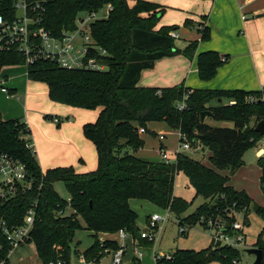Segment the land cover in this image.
<instances>
[{"label":"trees","instance_id":"trees-1","mask_svg":"<svg viewBox=\"0 0 264 264\" xmlns=\"http://www.w3.org/2000/svg\"><path fill=\"white\" fill-rule=\"evenodd\" d=\"M1 2L5 6L1 12L8 10L7 14L13 16V0ZM27 2L38 4L39 9L33 13H41V26L52 35L72 30L76 19L82 16L97 13L106 5L111 7L105 19L90 24L95 44L106 51V56L98 57L105 65L104 71L66 70L42 59L26 66L27 79L45 83L47 96L52 102L98 110L95 121L82 126L84 138L96 152L97 168L78 173L68 166L42 172L35 153L27 146L29 141L23 139L28 134L26 125L19 119L0 120V153L25 164L34 179L31 190L0 200V264H9L12 249L1 230V223L8 229L21 226L33 202L36 203V213L26 244H33L41 263L63 259L71 264V243L75 232L82 228L89 231L94 239L83 251L87 264L98 263L104 258L105 249L116 251L120 248L115 241L100 242L99 234L111 235L123 230L141 246H151L140 238L137 216L129 201H147L176 216L185 213L191 203L173 193L178 171L188 178L195 194L205 200L188 216L191 223L195 224L198 219L207 222L218 216L227 220L226 228H229L234 221L235 210L243 211L244 217L253 210L264 220L263 207L255 204L246 192L236 191L228 185L229 176L243 165L245 150L262 138L248 126V121L252 116H257V122L264 120V88L258 91L205 90L190 89L184 84L165 88L139 87L138 80L143 70L176 54L192 60L197 45V42H191L184 50H177L174 39L169 36L176 27L155 29L158 14L162 11L155 3L143 0H135L133 5L129 0ZM200 31L202 40L209 39L208 28ZM196 61L199 78L207 80L214 76L225 58L207 51L200 53ZM17 65L24 66L21 54L13 49L0 52V70ZM187 92L185 108L178 110L177 105ZM229 101L235 104L229 105ZM212 102L218 105H211ZM203 111L211 113L208 119L230 125L212 126L205 121L200 122ZM154 122H164L184 133L192 148L199 144L207 149L211 168L182 153L177 154L175 163L171 164L136 156L144 144L138 129ZM257 166L261 172L259 186L264 194V155L257 159ZM222 171H227L228 176L221 175ZM55 182L63 183L69 201L54 191ZM260 237L261 234L252 247L262 251L261 264H264V242ZM238 256L237 250L228 247L217 249L211 242L210 246L198 252L175 250L171 259H162L156 264H235ZM132 263L138 264V261L132 259Z\"/></svg>","mask_w":264,"mask_h":264},{"label":"rangeland","instance_id":"rangeland-1","mask_svg":"<svg viewBox=\"0 0 264 264\" xmlns=\"http://www.w3.org/2000/svg\"><path fill=\"white\" fill-rule=\"evenodd\" d=\"M135 0H131L130 2L133 4ZM146 1V0H143ZM147 1H154L159 3L160 10H162L158 14V22L155 27V29H159L161 26H173L176 27V30H173L178 37L174 39V46L177 50H184L185 47L191 43V42H197L196 49L194 52L193 59L190 60L183 56L182 54H176L173 56L165 57L163 60L159 61L158 63H154V65L151 68L145 69L142 72L141 78L138 80H141V83L145 82L147 84H150L148 87L153 88H165V87H171V86H178L180 84H184L185 87L187 85L194 86L192 88H199L203 84L211 83L216 86V81L221 76V68L224 67L225 64L230 63V57H228L227 63L222 62L216 69V72L214 76L207 80H201L197 73V56L202 52V48H206V45L211 41V36L207 40H202L201 35V29L205 27V20L204 17H208V8L209 1L208 0H147ZM105 11V9H104ZM102 13V14H101ZM103 11H100L98 13V17H101L103 15ZM245 17V16H244ZM243 20V19H242ZM204 22V26L200 25L198 23ZM203 24V23H202ZM238 25V24H237ZM201 28V29H200ZM244 30L242 28V23H239V27L235 29L234 34H239L240 36L243 34ZM217 35L214 37V41H216ZM220 58H223L225 54H218ZM262 56H264V52L262 53ZM224 64V65H223ZM15 71H22L23 73L26 72V66H19L17 65ZM9 69H14L13 67H9ZM196 69V71H194ZM19 71V73H21ZM15 74V72H13ZM12 74V73H11ZM241 78L248 79V82L251 83L254 81L252 75L250 72H248V68L244 67L242 70ZM241 78L237 76L231 77V80H233L236 84L241 85ZM26 78L23 79V81ZM19 86H22V83L18 81ZM248 83V84H249ZM34 90L29 89L27 97H29V100L34 101V103H38V106H30L28 107V111L32 113L33 115L35 113H39L43 115V119L47 121L48 123H51L53 125L54 129H56L57 133L61 137V132L64 130H60L59 125L62 123L70 122L72 126L70 130V133L72 137L70 139L68 137H63V142H61V139L57 138L53 141L55 137L51 140V155L55 157L62 158V156L67 157V159L72 161V164L70 165L73 167V169L79 173L83 172H89L93 171L97 168V156L96 152L93 148V145L84 138L82 133V126L85 123H91L94 122L98 115V110H85V109H78V108H72L70 106H66L63 104H53L49 98L47 99V86L45 83L38 82V84L33 85ZM262 90V89H261ZM252 91H258V90H252ZM24 94L25 92H21L18 90L17 95L20 98V102H24ZM247 99V98H246ZM254 100L256 101L257 98L254 97ZM264 101V97L262 99ZM16 102V100H13ZM52 103V104H51ZM224 103V101L222 102ZM58 105V106H54ZM211 105H218L216 102H212ZM220 105V104H219ZM18 107V105H15ZM21 108V107H20ZM55 110H52L54 109ZM63 109V110H62ZM56 116L59 118L60 123L56 124L53 123L52 120H50V117ZM0 120L3 121V117H0ZM207 124H210L212 126H218L224 122H216L213 120H210L208 118H205L204 120ZM257 116H252L248 121V126L255 127L257 124ZM227 125H230V123H226ZM58 125V126H57ZM62 126V125H61ZM147 132L143 135L140 134V138L143 140L144 144L142 148L137 150L135 153L136 156L144 159H148L151 161H159V156L157 153V150L159 149L160 145L158 142V138L156 135V129H161L165 131L166 136L164 141L162 142L163 146L166 147L168 150V157L172 160H175L176 152L178 149V130L175 128L169 127L164 122H159L157 126L148 125L146 127ZM79 133V134H78ZM79 138V140H77ZM24 140L26 139V135L23 136ZM76 140V143L74 141ZM82 141V142H81ZM84 143V144H83ZM264 144V136L258 141L256 146L249 147L245 150L242 160H243V167L240 168L236 176L233 180L230 181V184L232 187H234L237 191H244L242 188H248L249 192L254 198L255 203L264 208V194L261 192L259 187V170L257 166V158L255 155V151L257 148H259L261 145ZM197 147H200L199 144H197ZM196 147V148H197ZM201 148V147H200ZM203 153H200V150H197L196 154L194 153V148L190 147V149H187V151L180 149L179 153H182L188 157H191L195 160L203 159L206 155L209 154V151L207 149H203ZM201 154V155H200ZM56 155V156H55ZM35 158L37 160V157L35 155ZM38 161V160H37ZM175 163V162H174ZM203 164H206L207 166L211 167L209 158H205L202 161ZM58 166H54L56 168ZM51 168V167H48ZM47 171V170H46ZM53 189L54 191L62 198L66 199L68 198V194L65 190V187L62 182H55L53 183ZM247 193L249 197V193L247 191H244ZM173 193L176 197H180L184 199L187 202H190L189 208L185 213H183L185 216H176L172 213H169V218L163 222L157 224V230H156V242L154 243V246H137V251L141 252L143 254V257L141 258L142 264H155L153 261V257H151L150 252L153 253V249H156V252L158 250L160 252H166L170 253L172 250H191L194 252H198L202 249L207 248L210 246L211 243V232L208 230H205V227H209L210 225L206 226V222H201L200 219L194 224L191 223L190 219H187L188 216L200 205L203 203V198L201 196H197L195 194V191L193 187L191 186L188 178L183 174V172L178 171L175 175L174 179V186H173ZM258 198V199H257ZM136 200V202L130 201V205L134 207V210L137 214V224L140 228V231H146L148 230V223L149 218L152 215V212H150L148 215L144 208H140L137 206L136 203H140ZM152 205V204H150ZM156 209V213L159 215H164L166 212L156 206H153ZM70 211H68L69 213ZM149 216L147 219L146 217ZM215 221L221 220L222 224L221 227L226 228L227 220L221 217H214ZM146 219V221H145ZM238 223L239 225L243 226L244 228V235H245V242L242 245V247L237 250L238 251V261L237 264H253L255 261V256L248 255L245 250L249 248H253L252 246L256 243V241L259 238V235L261 234V239L263 241L264 239V220L253 210H250L248 214L244 217L243 211L240 212V210H235L234 214V221L230 224L231 226L228 229V232H231L232 224ZM82 227L83 223L81 222ZM187 227L186 231L184 233H180V228ZM211 231H215L216 225L212 223L210 227ZM117 236V233H115ZM118 237V236H117ZM94 239L91 236V233L84 228L78 230L75 232L74 238L71 243V258L70 263L75 264L77 260L81 257L82 254H78L79 252H82L86 250L92 243ZM100 242H104V238H99ZM119 247H121L120 241H115ZM137 242V241H136ZM126 248L125 250L130 251L133 254V245L131 241L129 244L127 243V240L125 242ZM76 247V248H75ZM221 248V247H216ZM77 250V251H76ZM117 251V250H116ZM111 249H105L104 252H106V256L100 260L99 264H110L112 254L114 252ZM123 253L122 259L124 257ZM171 253L170 255H172ZM167 255V254H166ZM135 256V255H134ZM79 257V258H78ZM136 257V256H135ZM9 264H36L38 263V259L36 256L35 248L30 244L23 245L18 250H16L14 253H12L9 257ZM79 264V261L77 262ZM124 264V262L122 263Z\"/></svg>","mask_w":264,"mask_h":264},{"label":"built area","instance_id":"built-area-1","mask_svg":"<svg viewBox=\"0 0 264 264\" xmlns=\"http://www.w3.org/2000/svg\"><path fill=\"white\" fill-rule=\"evenodd\" d=\"M46 3L48 0H41ZM14 14L9 16L6 13L1 12L5 6L2 5L0 0V52H5L8 50H15L23 57V62L25 66L31 65L34 62L42 59L53 62L57 64L60 68L66 70H84V71H104L105 65L100 62L98 57L106 56V51L98 47L90 33V24L96 20L105 19L111 10L110 5H106L100 11H103V15L98 17L99 12H92L80 19H76L74 23V28L72 30H63L59 35H52L50 31L46 30L41 26L43 18L41 13L37 15L36 12L38 4L35 2L28 3L27 0H13L11 5ZM105 9V11H104ZM102 14V13H101ZM245 17H242L244 19ZM201 29V28H200ZM169 36L172 39L178 37L174 31L169 32ZM1 85V82H0ZM3 93L8 94V91L0 87ZM185 93L182 101L177 105L178 110H183L185 108V100L187 98ZM9 95V94H8ZM252 102V99H249ZM229 105L235 104L234 101H229ZM54 123H58L57 118H53ZM144 128L138 129V134L145 133ZM178 149L176 152L180 154V149L187 151L190 149V145L187 136L184 133L178 132ZM162 136L159 135V140H162ZM258 142L255 143V146ZM28 148L33 152V146L28 143ZM159 161L165 164L174 163L168 157V151L165 147L160 146L157 150ZM264 154V144L256 149L255 155L261 156ZM34 184V179L28 173L25 164H23L18 159L10 157L6 153H0V200L11 199L19 193H26L31 190ZM69 201V199H67ZM35 207L36 203L33 202L24 217L23 224L19 227H14L11 229L6 228V226L1 223V230L9 240L12 249L9 252V256L18 250L23 245H26V241L30 236L32 230L34 217H35ZM166 213L164 215H159L158 213L152 214L149 218L148 230L141 232L140 238L145 239L152 246H155L156 242V230L157 224L163 223L169 218V211L164 210ZM201 222L205 221L200 219ZM206 222V221H205ZM205 230L210 231L211 242L213 247H228L231 249L239 250L245 242L244 227L238 223L232 224L231 232L228 229L221 227L222 221H215V218H211L206 222ZM214 223L216 225L215 231H211L210 227ZM180 233H184L187 227L179 226ZM118 241L121 242V247L112 254L110 264H122L123 263V253L125 252V242L129 236L123 231L119 230L117 232ZM106 253V252H105ZM133 254L139 259L142 257V253L137 251V246L133 245ZM169 260L171 255L157 254L154 256V260L157 262L159 260ZM82 264H87L83 255L78 260ZM235 263V262H234ZM3 264V263H1ZM36 264H67L63 259H57L48 263H41L38 261ZM237 264V263H235Z\"/></svg>","mask_w":264,"mask_h":264},{"label":"crops","instance_id":"crops-1","mask_svg":"<svg viewBox=\"0 0 264 264\" xmlns=\"http://www.w3.org/2000/svg\"><path fill=\"white\" fill-rule=\"evenodd\" d=\"M130 1L131 0H129V4L133 5L134 3L132 4ZM208 1L210 6V8H208L209 11L208 17L207 16L206 18L204 17L203 20H205V28L209 29V37L211 36V34L213 35L211 37V41L206 45V48L204 47L202 48V52L213 51L220 55L225 54L224 56L225 63H227L229 59L228 57L232 56V58L230 57L229 64L228 63L225 65L223 64L224 67L221 68L222 69L221 76L219 77V79H217L216 86L213 84L214 81H212L211 83L203 84L202 86L196 89L243 90V91L261 90L262 88H264V56H262V53L264 52V0H208ZM150 2L159 5V3L154 1H150ZM244 16L245 18L242 20V17ZM239 23H242V28L244 30L241 36L239 34L238 35L234 34L235 29L239 27ZM198 24L199 26L200 25L204 26V22ZM215 35H217L216 37L217 39L216 41L213 42ZM161 60L156 61V63H158ZM9 67H13L14 69H9ZM16 67L17 66H5L0 70V77H1L0 87L5 88L8 92L11 93L8 95L0 90V117H3V121L19 119L22 123L26 125L28 130L26 139L27 141H29V144L33 146L34 153L38 160L37 162L42 172H45L46 170L49 169H53L54 166H58V167L70 166L72 164V161L67 159V157L62 156V158L59 157L54 158L51 155V148H52L51 140L53 139V137H55L53 141H57L55 139L59 138L61 139V142H63V137L65 136L70 139L72 135L69 129H71L74 126H72L70 122L62 123L61 124L62 126L59 125L60 130H64L63 132H61V137H59L60 135L57 133L56 129H54L53 125H51V123H48L42 118L43 117L42 114L35 113L33 115L32 113H30V111H28L29 105L30 106L39 105L38 103H34V101L29 100V97H27L28 90L29 89L34 90L33 85L38 84V82L29 81L27 79L26 72L23 73L22 71H20L21 70L20 69L19 71L21 73H19V71H15V69H17ZM244 67L248 68V72L251 73L254 79L253 82L249 83L248 79L241 78L242 70ZM194 71H196V69H194ZM13 72H15V74ZM142 73L143 72H141L140 75H142ZM233 76H237L241 78L242 84L241 85L236 84L233 80H231V77ZM24 78L26 79L23 81ZM18 81H20V83L23 82L22 86L21 85L19 86V83H17ZM149 85L150 84H147L145 82L141 83V80L138 81L139 87H148ZM192 87L194 86L190 87L189 85H187V88L195 89ZM18 90H20L23 93L25 92L23 97L24 99L23 103L20 102V98L17 95ZM46 98L48 99V97ZM13 100H16V102ZM16 104L18 105V107L15 106ZM53 104H57V103H53ZM54 106H58V105H54ZM52 110H55V108ZM52 117L57 118L56 116H52ZM148 125L157 126L158 123L156 122L148 123L146 124V127ZM218 126H227V124L222 123ZM146 127L144 129L147 132ZM156 135L158 138L159 145L163 146L162 142L164 141L166 136L165 131L161 129H156ZM159 135L163 137L161 141L159 140ZM77 140H79V138H77ZM74 143H76V140L74 141ZM197 150H200L199 152L203 153V150H201L200 147H197L194 148L195 154L196 152H198ZM263 155L264 154H262L261 156ZM261 156H256V158L258 159ZM209 157H210V152L203 159ZM203 159H201V163ZM203 165L211 168L206 164ZM243 165L240 168H242ZM258 170H259L258 177L260 178L261 172L259 167ZM236 173L232 176H229L228 185L230 187H232L230 181L234 179ZM220 174L223 176H228L227 171H222L220 172ZM232 188L234 189V187ZM242 189L249 193V195L251 196L250 198L255 203L253 196L249 192V189L248 188H242ZM130 201H129V206L135 212L134 207L130 205ZM204 201L205 200L203 199V203ZM133 202H136V200H133ZM137 202H140V203H136L137 206H139L140 208H144V210L148 215H150L149 214L150 212H152V214L156 213V209L153 207L154 206L153 204L150 205L151 203L147 201H137ZM182 216L185 215L183 214ZM148 217L149 216H147L146 219ZM136 222H137V218H136ZM138 225L139 224H137V227ZM99 238H104V240H108V241L110 240L118 241V237L116 236V234H111V235L99 234ZM130 241L132 244L141 246L140 244H138L139 241L136 242V240H132L131 238H128L127 243L129 244ZM125 252L126 253L124 254L123 257L124 264H133L132 259H136L138 261V264H142L141 258L143 257V254L142 257L138 259L130 251L125 250ZM174 252L175 250H172L170 253L160 252L159 250L158 252H156V249L154 248L153 253L150 252V255L151 257H153L154 260V256H156L157 254L170 255L171 253ZM78 254L83 255V251L82 252L78 251ZM77 262L75 264H79ZM153 262L156 264L155 260ZM99 263L100 261L95 264H99ZM89 264H94V263H89ZM208 264H220V263L211 262Z\"/></svg>","mask_w":264,"mask_h":264},{"label":"water","instance_id":"water-1","mask_svg":"<svg viewBox=\"0 0 264 264\" xmlns=\"http://www.w3.org/2000/svg\"><path fill=\"white\" fill-rule=\"evenodd\" d=\"M211 117V113L209 111H203L200 113V122H204L205 118ZM254 132L259 134L260 136H264V120L259 121L255 127ZM245 252L248 255L255 256V261L253 264H261L262 263V251L257 248H249L246 249Z\"/></svg>","mask_w":264,"mask_h":264}]
</instances>
